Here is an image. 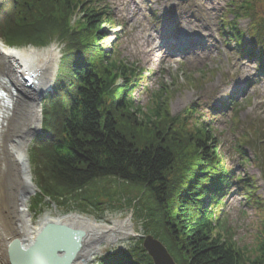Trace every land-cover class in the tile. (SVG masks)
<instances>
[{"label":"trees","instance_id":"trees-1","mask_svg":"<svg viewBox=\"0 0 264 264\" xmlns=\"http://www.w3.org/2000/svg\"><path fill=\"white\" fill-rule=\"evenodd\" d=\"M229 3L227 14L233 18L223 17L228 37L238 52L264 62V0ZM107 11L99 0L0 4V39L7 45H63L54 85L42 101V128L29 148L40 190L36 203L50 206L48 198L61 207L80 198L98 208L103 202L94 197L97 192L85 191L103 180L116 181L139 193L104 196L110 201L127 197L144 219V233L159 238L177 264H264V230L247 249L224 226L222 196L234 173L225 165L213 130L193 104L172 115L165 86L151 93L147 107L133 103L139 72L101 44L108 36L104 27L112 24ZM240 19L249 20L247 30L237 26ZM245 35L249 49L243 46ZM243 135L236 141L238 151L254 143ZM263 157L260 153L256 159ZM241 158L242 164L248 160ZM235 179L247 202L262 208L253 176ZM142 241L100 256L95 264H154Z\"/></svg>","mask_w":264,"mask_h":264},{"label":"rangeland","instance_id":"rangeland-1","mask_svg":"<svg viewBox=\"0 0 264 264\" xmlns=\"http://www.w3.org/2000/svg\"><path fill=\"white\" fill-rule=\"evenodd\" d=\"M229 1L99 0L112 18V24L104 27L108 36L101 44L106 50L112 49L115 55L139 72L136 77L138 83L132 93L133 103L147 107L151 103V93L165 86L169 90L172 115L181 113L192 104L198 108L197 115L213 130L225 165L234 173L228 190L222 196L220 210L224 226L231 230L239 246L250 249L264 230V160L256 159L257 154H264V62L248 58L243 51L238 52L228 37L229 29L223 17L226 16L229 21L233 18L232 14H227ZM187 24L208 30L213 38L198 40L192 47L188 42H180L174 35ZM237 26L247 30L249 20L240 19ZM159 30L173 33L174 37L170 35L160 39ZM201 46H208L210 50L199 59L196 50ZM243 46L246 49L251 46V40L246 35ZM45 47L57 54L58 71L63 45L53 41L39 48ZM235 114L238 119H235ZM244 133H248L254 143L245 145L242 154L236 141L243 140ZM242 156L248 159L244 164ZM239 174L244 178L253 176L255 193L262 201V208L253 202L248 203L246 196L241 194L235 179ZM107 181L103 180L85 191L87 194L97 192L94 197L103 202L98 208L87 205L88 201L80 198L61 207L48 198L46 201L50 202V206L42 202L38 205L35 198L40 192L38 190L30 203L32 218L36 220L47 211L56 214L75 211L99 221L130 218L134 230L139 235L145 234L144 219L134 210L133 204L127 203V197L119 195L110 201L104 196L116 191H125L124 196H134L139 191L116 181ZM89 196L93 198V195ZM137 239L129 236L117 245H108L99 256L124 252ZM6 264H9L8 260Z\"/></svg>","mask_w":264,"mask_h":264},{"label":"bare ground","instance_id":"bare-ground-1","mask_svg":"<svg viewBox=\"0 0 264 264\" xmlns=\"http://www.w3.org/2000/svg\"><path fill=\"white\" fill-rule=\"evenodd\" d=\"M160 39L173 33L158 31ZM175 36V37H174ZM173 37L192 44L213 37L208 30L187 24ZM208 46L198 47L197 57L209 52ZM167 60V58H164ZM59 58L50 48L7 47L0 40V72L14 81V95L7 111L0 118V258L8 260L12 240L19 239L24 248H31L43 228L49 223L71 225L85 230L83 246L75 264H93L108 245H117L129 236L138 237L130 218L109 221L75 211L65 214L44 212L36 220L30 213L32 197L38 192L29 161V148L41 131V106L51 89ZM24 75L32 78L31 85ZM7 258V260H6ZM9 262V260H8Z\"/></svg>","mask_w":264,"mask_h":264},{"label":"water","instance_id":"water-1","mask_svg":"<svg viewBox=\"0 0 264 264\" xmlns=\"http://www.w3.org/2000/svg\"><path fill=\"white\" fill-rule=\"evenodd\" d=\"M23 77L31 85L32 78L27 75ZM50 91L51 89L48 92ZM85 235V230L71 225L49 223L29 249L24 248L19 239L12 240L7 255L9 264H75ZM139 238L143 240V247L154 264H177L167 246L159 238L150 233L139 235Z\"/></svg>","mask_w":264,"mask_h":264}]
</instances>
